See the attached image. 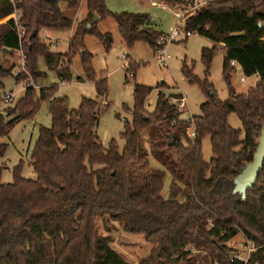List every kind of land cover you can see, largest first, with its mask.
Listing matches in <instances>:
<instances>
[{"label":"trees","instance_id":"obj_1","mask_svg":"<svg viewBox=\"0 0 264 264\" xmlns=\"http://www.w3.org/2000/svg\"><path fill=\"white\" fill-rule=\"evenodd\" d=\"M62 3L70 11L79 6V0H0V59L20 49L13 15L19 9L28 68L34 70L37 57L44 55L61 82L71 81L64 55L52 52L40 39L43 30L72 28L74 21L62 10ZM86 6L88 20L76 26L67 56L81 52L86 77L106 96L107 75L102 71L96 79L93 55L84 45L85 36L92 33L107 49L111 47L112 35L97 30L99 19L112 17L128 47L144 41L156 49L162 34L146 14L113 13L105 0H86ZM95 15L99 19L93 23ZM185 25L214 44L202 50L206 74L216 52H225L223 75L230 92L227 101L212 96L208 79L200 81L184 65L185 76L190 82L199 81L208 97L200 106L201 114L191 120L179 109L182 95L162 90L165 82L157 86L153 110L146 106L155 88L135 84L133 106L125 105L133 118L121 133L122 151L116 139L108 146L99 140L98 102L83 97L78 108H70L56 84L39 92L30 86L19 102L4 109L8 116L0 111V157L8 146L1 139L21 119L33 118L41 102L48 104L52 115V126L39 128L31 152L35 179L22 176L21 161L13 169V182L3 184L0 164V264H134L111 246L110 237L99 233V217L106 223L119 222L128 232L142 233L155 244L140 264H264V167L246 199L233 192L234 179L253 159L264 124V0H212ZM232 61L246 76L260 77L248 93H237L232 86ZM134 70L130 62L128 71ZM11 74L0 63V88L1 79ZM233 112L243 130L229 124ZM16 113V118L7 120ZM191 122L198 134L195 143L187 130ZM206 136L214 154L209 162L202 155ZM168 173L172 182L166 194ZM240 231L258 247L247 263L230 257L228 243Z\"/></svg>","mask_w":264,"mask_h":264},{"label":"rangeland","instance_id":"obj_2","mask_svg":"<svg viewBox=\"0 0 264 264\" xmlns=\"http://www.w3.org/2000/svg\"><path fill=\"white\" fill-rule=\"evenodd\" d=\"M12 1L14 2V0ZM187 1L189 0H105V3L107 9L113 13L127 11L148 15L151 26L162 34L161 37L167 38L180 23V19L176 16V11L180 12L178 9L183 8L184 2ZM203 1L207 2L206 6L212 0ZM61 7L67 15L72 17L74 21L72 28L50 32L49 34H43L42 32L45 31L43 30L40 33V39L44 44L50 46L52 52L64 55L63 66L70 67L72 73L71 81L61 82L57 72L50 69L47 65L44 55L37 57V66L34 70L29 69L27 63L25 71L21 70L20 67L21 55L19 51H15L9 56H3L0 59V63L4 64L5 68L11 69L12 74L1 79L4 84L0 88L1 112L6 107H9L3 105V98L6 93L15 95L14 103L11 104L14 105L24 96L28 87L31 86L39 92L42 87L56 84L59 87L58 95L68 98L70 108H78L83 97H88L98 102L97 113L99 121L95 131L99 136V140L104 146H108L112 139H116L122 151L125 140L122 138L121 133L124 130L125 123L132 121L133 118L132 113L125 108V105L133 106V91L136 83L155 88L146 106L148 110H153L160 91L157 86L165 82L167 87L162 89L164 92L180 93L185 97L186 106L183 117L189 119L194 115L201 114L200 106L208 97L207 91L203 89L199 81L190 82L183 73L182 68L187 65L189 69H193L194 74L200 81L205 82L208 79V82L212 85L208 93L213 91L220 100H228L230 92L223 75L225 52L222 49L216 52L210 65L209 74H206L207 68L202 60V50L214 46L208 38L197 33L181 41L168 43L167 50L170 58L164 64L156 58L157 50L144 41H138L133 47H128L112 17L100 18L96 26L99 32L112 35L113 42L109 49L96 34L89 33L84 38L85 50L93 55L92 65L97 73L96 79L100 80L102 71L105 72L108 78L107 95L101 96L97 91L95 82L89 80L83 71L81 52H78L73 57L67 56L69 42L76 26L88 20L89 12L86 0H79V6L74 11H70L66 3H62ZM91 22L88 24H91ZM181 29L183 31L186 30L185 22H182ZM47 35L51 37L48 38ZM55 42L56 44H54ZM130 62L135 65L134 73L128 71ZM237 68L232 74V86L237 93H248L250 89L256 87L260 77L258 75L246 76L242 68ZM242 77L245 79L244 81ZM17 115V113L11 115L7 120H12ZM229 124L235 129L243 130L242 121L234 112L229 116ZM41 126H52V115L49 112L48 104L45 102H41L33 118L21 119L11 129L9 135L1 139L2 142L8 145L5 155L0 157V164L4 166L1 178L3 184L13 182V169L21 161L22 176L28 179L36 178V173L31 165V152L38 139ZM143 146L148 147V144L143 143ZM202 155L206 162H209L214 157L209 136L202 139ZM150 160L155 166H159L152 157H150ZM97 167H100V165H97ZM171 182L172 177L168 173L164 183V192L166 194L170 191ZM97 224L99 233L110 237L111 246L131 263L140 264L155 247L154 243L145 239L144 234L128 232L117 221L109 219L106 223L102 217H99ZM249 245L250 248L252 246L255 248L251 253L248 252ZM228 246L231 252L230 257L237 258L242 256L243 259L246 258V263L251 255L258 250L256 243L247 238L242 231L228 243ZM204 255H206L205 252ZM208 260L210 261L211 259L208 258Z\"/></svg>","mask_w":264,"mask_h":264},{"label":"built area","instance_id":"obj_3","mask_svg":"<svg viewBox=\"0 0 264 264\" xmlns=\"http://www.w3.org/2000/svg\"><path fill=\"white\" fill-rule=\"evenodd\" d=\"M206 3L207 2H205L203 0H189L187 2H184L183 8L178 9V10H180V12L176 11V16L180 19L179 25H177V27L174 28L172 33L167 38L161 37L158 40V45L156 48V50H157L156 58L158 59L159 62L166 64L170 58V55L168 54V50H167L168 43L173 42V41H181L186 37H190L193 34H197L195 32L189 31V30L183 31L181 29L182 22H186L187 19H190L191 17L195 16L205 6ZM167 7H168V5H167ZM13 15H14L15 26H16V29H17V32L19 35V39H20V49H19V52L21 55L20 67H21V70L25 71L27 69V61H26V55L24 54V46H23L22 39L25 37L26 31L21 24V12H20V10L16 9L15 13ZM44 34H46V30L44 31ZM54 44H56V42ZM231 64L235 68H237V66H238V68H241V66L236 61H232ZM16 75H18V74H16ZM242 80L244 81L245 79L242 77ZM3 100H4L3 105L10 106L11 104L14 103L15 95L13 93H6L4 95ZM185 101H186V99L184 96H182L179 99V109H181V110L185 109V106H186ZM186 120H191V118L186 119ZM187 130H188V135H189L191 142L195 143L198 139V134H197L196 128L192 122L187 127ZM254 249H255L254 246H252V248H250V245H249L248 252L251 253L252 250H254ZM236 259L239 261H242L243 263H246L245 262L246 258L243 259L242 256H238Z\"/></svg>","mask_w":264,"mask_h":264},{"label":"water","instance_id":"obj_4","mask_svg":"<svg viewBox=\"0 0 264 264\" xmlns=\"http://www.w3.org/2000/svg\"><path fill=\"white\" fill-rule=\"evenodd\" d=\"M99 19L98 15H95L93 23ZM262 26V23L260 22ZM91 27V24L87 25V29ZM36 33H34L35 35ZM7 49H4L6 52ZM210 94L213 96L215 92L210 91ZM5 116H8V113H4ZM170 144L172 141L170 140ZM264 167V124L261 129V134L258 140L257 148L254 152L253 159L246 164L244 169L238 174L234 179V193H239L242 195L243 199H246L247 191L252 188L257 182L259 175Z\"/></svg>","mask_w":264,"mask_h":264},{"label":"crops","instance_id":"obj_5","mask_svg":"<svg viewBox=\"0 0 264 264\" xmlns=\"http://www.w3.org/2000/svg\"><path fill=\"white\" fill-rule=\"evenodd\" d=\"M50 32H51V31L46 30V33H47V34H49ZM42 33L44 34V31H43ZM47 36H48V38L51 37L50 35H47ZM57 42H58V41H57Z\"/></svg>","mask_w":264,"mask_h":264}]
</instances>
